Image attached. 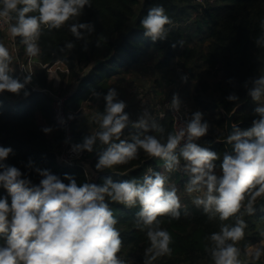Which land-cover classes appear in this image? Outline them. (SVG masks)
Returning a JSON list of instances; mask_svg holds the SVG:
<instances>
[{"label":"trees","instance_id":"obj_1","mask_svg":"<svg viewBox=\"0 0 264 264\" xmlns=\"http://www.w3.org/2000/svg\"><path fill=\"white\" fill-rule=\"evenodd\" d=\"M156 5L164 7L172 23L167 25L168 39L153 43L144 35L140 22L148 9ZM78 19L82 23L91 22L95 27L94 33L87 37L86 51L85 41L76 40L67 25L59 30L45 31L38 41L41 50L38 60L41 64L35 68L32 82L25 88L29 95L25 97L23 91L20 95L7 91L0 93V146L14 150L5 163L19 168L33 184H39L42 177L34 168L27 167L29 161L34 167L50 170L62 180L68 174L78 184L87 182L79 166H66L57 161L63 133L54 124L52 97L43 89L55 90L46 65L59 61L69 71L59 73L60 81L56 89L68 93L67 107L73 111L86 105L90 107L92 116L103 113V95L109 88H115L118 98L127 103L125 111L131 120L135 121L147 109L166 132H173L170 115L167 113L159 118L156 106L174 93L178 94L181 108L187 110L189 119L192 113L201 111L204 120L209 123L207 135L197 143L218 153L220 159L215 162L218 173L226 151L221 142L226 138L224 114L234 111L233 122L242 129L250 127L257 118L254 114L257 105L247 95L244 84L250 78L264 75V47L255 44L261 34L260 21L264 20V0H91V7L86 6ZM5 36L0 29V43L4 45ZM178 40L184 41L183 47L177 44L176 48H172L171 45ZM69 41L75 47L61 51ZM15 43L23 61L27 55L25 46L20 37H15ZM10 75L23 82L17 71ZM182 76H187V80L183 81ZM147 82L150 83L147 91L138 88L128 91L127 85L144 87ZM93 91L102 94L100 99L92 95ZM230 94L237 95L239 100L228 101ZM81 113H75L72 123V139L77 143L90 135L91 129L87 124L99 130L94 120L87 122L79 119ZM39 119L52 129L50 133L42 131L45 126ZM138 131L128 127L123 135L137 134ZM103 147L97 141L94 151L86 152L94 172L92 183L101 185L107 177L114 182L131 179L142 182L151 168L169 177V185L175 184L181 203L189 212L185 216L182 208L179 219L159 217L160 227L172 236V254L158 258L154 264H214L205 251L209 243L206 237L219 231L221 223L232 224L234 221L221 222L218 218L209 221L202 208L196 207L184 190L188 176L179 170L165 172L162 160L150 158L142 150L128 164L97 171L96 152ZM183 163L181 160V166ZM64 183L68 181L64 180ZM6 196V191L0 188V197ZM8 200L10 203L11 198L8 197ZM109 206L118 219L116 227L123 240L119 255L130 264H143L144 252L150 243L146 231L136 227L135 214L139 205L127 208L109 202ZM255 208L254 215L244 216L247 223L245 237L237 245L241 250V264H261V258L253 260L245 254L249 246L261 239L264 197L257 199Z\"/></svg>","mask_w":264,"mask_h":264},{"label":"clouds","instance_id":"obj_2","mask_svg":"<svg viewBox=\"0 0 264 264\" xmlns=\"http://www.w3.org/2000/svg\"><path fill=\"white\" fill-rule=\"evenodd\" d=\"M86 6L91 7V0H0V23L7 25L12 38H21L29 58L40 54L38 41L45 31L59 30L65 25L76 40L85 41L86 51L87 37L95 30L91 22L82 23L78 19ZM140 23L144 35L153 43L168 39L167 25L172 20L162 5L149 8ZM260 28L255 44L264 47V20L260 21ZM177 44L183 47L184 41L178 40L171 47L176 48ZM74 47L69 41L61 51ZM12 61L9 49L0 43V93L20 95L23 91L27 97L25 88L32 82V75L29 73L23 82L13 78ZM181 79L186 81L187 76ZM244 87L257 105L254 109L257 118L245 129L235 123L231 125L225 138L231 151L223 154L218 173L215 163L220 159L218 153L197 143L209 130L201 111L192 113L174 132H166L147 109L135 121L131 120L125 111L128 105L118 98L115 88H109L103 95V113L92 116L99 130L73 144L71 151L76 155L92 153L97 141L105 146L96 152L97 171L128 164L141 150L150 158L162 160L165 172L182 171L189 178L185 192L209 221L217 218L221 222L234 221L221 223L219 231L206 237L209 243L205 251L211 261L241 264L237 245L245 237L244 216L254 215L257 199L264 197V75L250 78ZM92 95L100 99L102 94L93 91ZM227 100L237 102L239 98L230 94ZM181 107L182 101L174 93L168 108L178 114ZM128 127L139 131L130 140L122 139ZM42 131L48 134L52 129L45 127ZM11 154H14L11 147L0 146V188L7 193L6 197H0V264H130L119 255L123 240L109 202L127 208L139 205L136 227L146 231L150 243L143 264H154L160 257L171 256L172 236L160 227L159 217L179 219L182 208L185 216L189 212L181 203L177 187L169 185V177L163 172L149 168L142 182L136 179L114 182L107 177L101 185L78 184L73 176L65 174L68 183H64L50 170L34 167L29 161L27 167L34 168L42 177L39 184H33L19 168L5 163ZM259 235V243L248 247L245 253L253 260L264 255V230Z\"/></svg>","mask_w":264,"mask_h":264},{"label":"built area","instance_id":"obj_3","mask_svg":"<svg viewBox=\"0 0 264 264\" xmlns=\"http://www.w3.org/2000/svg\"><path fill=\"white\" fill-rule=\"evenodd\" d=\"M0 29L4 31L6 36L9 38V42L11 44L13 54H14V59H15V64H16V70L20 78L24 81L25 77L29 75H33V72L37 66H39L41 63L38 60L37 57L29 58L27 55L25 59L22 61L19 58L17 46L15 43V38H12L10 34L8 33V28L7 25H4L0 23ZM57 63H60L63 65V69H52L53 66ZM47 72L49 75V80L53 82V85L55 87V90L51 91L49 89H43V91L49 92L50 96L52 97V107H53V118H54V124L62 131L63 133V143L61 148L59 149L57 153V161L58 163L66 166H79L87 179V182L92 183V180L94 179V172L90 166V159L86 156V151L76 155L71 151V147L73 144H77L72 137V123L73 119L75 116V113L77 112H82L83 108L86 106H81L78 110L73 111L67 107V100H68V93H63L60 91L59 88L56 89V87L59 86V81H60V72H68L69 68L62 62H55L51 65L47 64ZM30 84V83H29ZM172 98V97H171ZM171 98L163 101L161 104H158L156 106V115L161 118L165 117V115L168 113L171 117V126L173 129V132L182 125L184 122H186L189 117H188V112L187 110H183L181 108L180 112L173 113L172 111L169 110L168 104L171 101ZM91 103V102H87Z\"/></svg>","mask_w":264,"mask_h":264},{"label":"rangeland","instance_id":"obj_4","mask_svg":"<svg viewBox=\"0 0 264 264\" xmlns=\"http://www.w3.org/2000/svg\"><path fill=\"white\" fill-rule=\"evenodd\" d=\"M5 46L9 49V51H10V53L12 54V56H13V61H12V64L10 65V67L11 68H13L15 71H17L16 70V64H15V59H14V54H13V50H12V47H11V44H10V42H9V38H8V36H5ZM25 55H26V53H25ZM52 69H56V70H58V69H63V65L62 64H60V63H57V64H55L54 66H53V68ZM150 86V83L149 82H147L146 84H144V87H143V85H137V84H133V85H127V87H128V91L129 92H131V91H135V88H138V89H143L144 91H147V89H148V87ZM142 93V92H141ZM132 97V96H131ZM130 96H128V98H131ZM136 98H137V96H135ZM145 97H147V96H145ZM138 99V98H137ZM165 100H167V99H165ZM141 109V108H140ZM141 111H142V109H141ZM143 112V111H142ZM90 113H92V111H91V109H90V107H87V106H85L84 108H83V111H82V113H81V116H80V118L79 119H82V120H85V118L86 119H88V116H89V114ZM39 121H40V123H42L45 127H47L44 123H43V121L41 120V119H39ZM87 122H89V120H87ZM87 126L89 127V129H91V131L89 132L90 134H93L95 131H96V129H92V127L89 125V124H87ZM127 139V137H124L123 136V139ZM259 242H257V243H255V244H252V245H256V244H258ZM251 245V246H252ZM250 247V246H249ZM261 264H264V255H262L261 256Z\"/></svg>","mask_w":264,"mask_h":264},{"label":"water","instance_id":"obj_5","mask_svg":"<svg viewBox=\"0 0 264 264\" xmlns=\"http://www.w3.org/2000/svg\"><path fill=\"white\" fill-rule=\"evenodd\" d=\"M180 67H182V63H180ZM233 117H234V111L232 113H230L229 115L224 114V118H225V131H226V136L230 133L231 131V125L234 123L233 122ZM221 142L224 144L226 151H231V145H228L226 143V140L223 139L221 140Z\"/></svg>","mask_w":264,"mask_h":264},{"label":"crops","instance_id":"obj_6","mask_svg":"<svg viewBox=\"0 0 264 264\" xmlns=\"http://www.w3.org/2000/svg\"><path fill=\"white\" fill-rule=\"evenodd\" d=\"M86 118H87V117H86ZM86 118H85V120H89V121L92 120V113L89 114L88 119H86ZM132 135H134V133L124 134L123 136H124V137H127V139L130 140V138H131ZM125 139H126V138H125Z\"/></svg>","mask_w":264,"mask_h":264}]
</instances>
